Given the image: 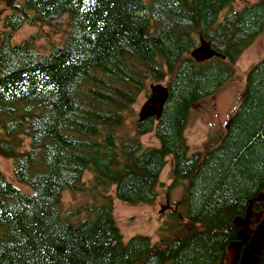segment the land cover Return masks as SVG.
I'll use <instances>...</instances> for the list:
<instances>
[{
	"label": "trees",
	"instance_id": "obj_1",
	"mask_svg": "<svg viewBox=\"0 0 264 264\" xmlns=\"http://www.w3.org/2000/svg\"><path fill=\"white\" fill-rule=\"evenodd\" d=\"M233 2L0 0L11 11L0 32V155L31 187L21 190L0 171V264H223L249 205V226L257 227L264 216V55L248 69L224 130L198 151L184 136L190 105L233 74L264 28V0ZM63 14L68 33L49 52L29 38L11 42L24 23L50 24ZM200 39L219 55L193 60ZM162 81L161 115L139 122L135 104ZM148 133L158 145L144 147L140 137ZM168 156L173 180L184 184L180 227H166L157 241H124L113 196L153 203ZM64 190L88 200L63 209Z\"/></svg>",
	"mask_w": 264,
	"mask_h": 264
},
{
	"label": "rangeland",
	"instance_id": "obj_2",
	"mask_svg": "<svg viewBox=\"0 0 264 264\" xmlns=\"http://www.w3.org/2000/svg\"><path fill=\"white\" fill-rule=\"evenodd\" d=\"M18 1L22 2L23 0ZM252 1L254 0H234L233 4L236 7H241L245 3ZM10 14L11 11L6 10L4 4L0 3V32L7 29L6 17ZM67 21L68 15L63 14L50 24L30 25L24 23L19 29L12 32L11 42L18 43L29 38L32 39L39 51L47 53L53 45H59L57 43L60 39L67 35L69 30ZM263 55L264 28L244 48L234 64L233 74L213 93L199 98L190 105L184 129V136L190 151L203 150L205 142L211 141L219 132L224 130L229 115L238 104L248 69L262 58ZM159 84L164 85L165 81ZM144 100L145 97H139L134 106L136 113ZM140 138L144 147L156 146L159 143L152 133L145 134ZM12 167V159L0 155V171L3 175L21 190L31 192L30 186L20 183L15 179ZM90 176L89 172H85L83 180L87 183ZM155 187L157 197L153 203L132 205L122 202L113 196V216L124 241L134 235H146L150 237L151 241H157L166 227L172 231L180 227V218L178 219L176 215L179 211L178 203L182 199L184 184L183 180H173L170 156L166 159ZM86 200H88V197L84 196L81 192L72 193L71 191L64 190L61 194L60 206L63 209H75L76 207L79 208L80 204ZM166 203L170 207L164 208L161 213L160 210L162 207H165ZM84 217L81 212L78 213L79 219ZM256 254H258V251ZM237 255L238 249L236 244L229 243L223 264H236ZM256 257L257 255H255Z\"/></svg>",
	"mask_w": 264,
	"mask_h": 264
},
{
	"label": "water",
	"instance_id": "obj_3",
	"mask_svg": "<svg viewBox=\"0 0 264 264\" xmlns=\"http://www.w3.org/2000/svg\"><path fill=\"white\" fill-rule=\"evenodd\" d=\"M216 55H219V53L203 39H200L199 44L190 51V56L197 62L205 61ZM149 89V96L141 103L137 112L139 122L149 117L159 118L168 98V89L165 85L154 83L150 84ZM166 207H170V205L166 203L160 212L162 213ZM244 231L237 246L239 247L247 241L249 242L244 255L240 259V264H256L255 251L264 244V217L253 234H251V230L248 227H245Z\"/></svg>",
	"mask_w": 264,
	"mask_h": 264
},
{
	"label": "flooded vegetation",
	"instance_id": "obj_4",
	"mask_svg": "<svg viewBox=\"0 0 264 264\" xmlns=\"http://www.w3.org/2000/svg\"><path fill=\"white\" fill-rule=\"evenodd\" d=\"M260 197V199H263V197L262 196H259ZM167 202V201H166ZM250 210H251V206L249 205L248 206V211H247V213H246V215L244 216V217H242V222L241 223H243V227H242V229H243V233H241V236H240V239H238V240H236L235 242H232V243H235L236 244V247H237V249H238V255H237V257L238 256H240V259L242 258V256L244 255V252L246 251V248H247V245H248V242L249 241H247L245 244H243V245H241V246H237V243L239 242V241H241V237H242V235L244 234V228L245 227H248L250 230H251V234H253L254 233V231L256 230V228L258 227V225H259V223H258V225H257V227L255 228V229H252V227H250L249 226V221H250V219H251V217H250V215H251V212H250ZM264 217V216H263ZM262 220V219H261ZM242 232V231H241ZM264 242V241H263ZM231 243V242H230ZM262 250L264 251V244H263V246H261V247H259V248H257L256 249V251H255V255H257V257H256V264H257V260H258V258H259V256L263 253L262 252ZM257 251H258V254H256L257 253ZM243 252V253H242ZM239 264H240V261H239Z\"/></svg>",
	"mask_w": 264,
	"mask_h": 264
},
{
	"label": "bare ground",
	"instance_id": "obj_5",
	"mask_svg": "<svg viewBox=\"0 0 264 264\" xmlns=\"http://www.w3.org/2000/svg\"><path fill=\"white\" fill-rule=\"evenodd\" d=\"M194 60V59H193Z\"/></svg>",
	"mask_w": 264,
	"mask_h": 264
}]
</instances>
